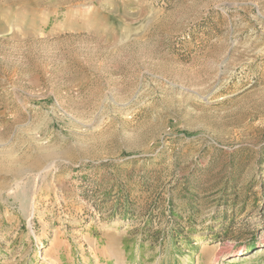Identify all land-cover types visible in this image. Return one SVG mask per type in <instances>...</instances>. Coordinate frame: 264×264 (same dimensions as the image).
I'll return each instance as SVG.
<instances>
[{"label": "rangeland", "instance_id": "rangeland-1", "mask_svg": "<svg viewBox=\"0 0 264 264\" xmlns=\"http://www.w3.org/2000/svg\"><path fill=\"white\" fill-rule=\"evenodd\" d=\"M123 250L264 264V0H0V264Z\"/></svg>", "mask_w": 264, "mask_h": 264}, {"label": "crops", "instance_id": "crops-1", "mask_svg": "<svg viewBox=\"0 0 264 264\" xmlns=\"http://www.w3.org/2000/svg\"><path fill=\"white\" fill-rule=\"evenodd\" d=\"M125 255V256H124ZM130 252H126V250H123V256L124 259H118V258H113V262H108V260L105 261H101L102 264H136V261L134 259H132L130 256ZM116 256V255H115Z\"/></svg>", "mask_w": 264, "mask_h": 264}]
</instances>
